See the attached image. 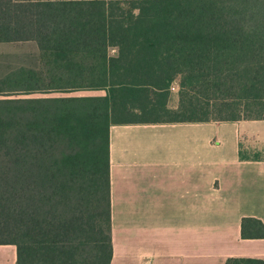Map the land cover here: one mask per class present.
I'll return each instance as SVG.
<instances>
[{"label": "trees", "instance_id": "trees-1", "mask_svg": "<svg viewBox=\"0 0 264 264\" xmlns=\"http://www.w3.org/2000/svg\"><path fill=\"white\" fill-rule=\"evenodd\" d=\"M21 42L38 63L0 75V245L17 264L111 263L113 125L264 120V0H0V43ZM73 91L105 93L30 97ZM241 237L264 223L243 217Z\"/></svg>", "mask_w": 264, "mask_h": 264}, {"label": "crops", "instance_id": "crops-1", "mask_svg": "<svg viewBox=\"0 0 264 264\" xmlns=\"http://www.w3.org/2000/svg\"><path fill=\"white\" fill-rule=\"evenodd\" d=\"M110 202V264L264 259V239L241 237L243 217L264 223V120L113 125Z\"/></svg>", "mask_w": 264, "mask_h": 264}, {"label": "rangeland", "instance_id": "rangeland-1", "mask_svg": "<svg viewBox=\"0 0 264 264\" xmlns=\"http://www.w3.org/2000/svg\"><path fill=\"white\" fill-rule=\"evenodd\" d=\"M115 51H111L113 54ZM38 63V49L33 42L0 44V75L5 74L9 68L22 64L33 66ZM177 85L171 90L170 106L178 99ZM104 91H73L69 93H32L30 97H54V96H87L104 95ZM23 96V95H19Z\"/></svg>", "mask_w": 264, "mask_h": 264}]
</instances>
